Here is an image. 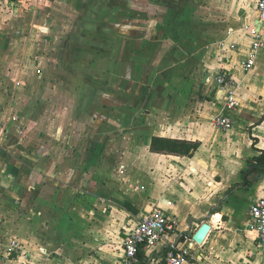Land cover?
Masks as SVG:
<instances>
[{
	"label": "crops",
	"instance_id": "1",
	"mask_svg": "<svg viewBox=\"0 0 264 264\" xmlns=\"http://www.w3.org/2000/svg\"><path fill=\"white\" fill-rule=\"evenodd\" d=\"M255 14L257 0H0V264H125L128 229L154 210L177 219L186 264H264L236 217L264 172L229 190L264 149V48L243 65ZM225 58L241 106L221 133ZM155 136L199 147L153 152ZM222 199L192 245L202 223L187 219Z\"/></svg>",
	"mask_w": 264,
	"mask_h": 264
},
{
	"label": "built area",
	"instance_id": "2",
	"mask_svg": "<svg viewBox=\"0 0 264 264\" xmlns=\"http://www.w3.org/2000/svg\"><path fill=\"white\" fill-rule=\"evenodd\" d=\"M257 11L258 20L244 27L250 39V49L243 64L246 71L254 67L264 48V31L260 28L264 23V0H257ZM227 60L220 62L215 74L221 108L214 116L212 124L221 133H228L234 128L235 114L241 106L239 97L241 82L227 67ZM19 84L18 82L17 85ZM248 215L246 230L254 234L257 247L253 256L264 257V196L251 204ZM178 230L177 219L164 210H154L143 215L135 227L128 229L123 240L124 263L139 264L142 260L140 253H143V257L148 260L161 259L165 264H186L189 261L191 249L188 245L180 247L179 242L175 240L173 236L177 235ZM162 241L167 244L164 249L160 246ZM17 246L18 242L13 240L8 250L11 251Z\"/></svg>",
	"mask_w": 264,
	"mask_h": 264
},
{
	"label": "trees",
	"instance_id": "3",
	"mask_svg": "<svg viewBox=\"0 0 264 264\" xmlns=\"http://www.w3.org/2000/svg\"><path fill=\"white\" fill-rule=\"evenodd\" d=\"M198 147V142L159 136L153 137L151 142V151L179 156H192ZM248 164L249 168L244 174L243 182L232 185L229 189L230 191L236 188H242L243 186H249L251 182L249 181L248 176L252 172H264V149H260L259 154L251 159ZM140 256L142 260H144L143 262L148 260L143 257V253H140Z\"/></svg>",
	"mask_w": 264,
	"mask_h": 264
},
{
	"label": "rangeland",
	"instance_id": "4",
	"mask_svg": "<svg viewBox=\"0 0 264 264\" xmlns=\"http://www.w3.org/2000/svg\"><path fill=\"white\" fill-rule=\"evenodd\" d=\"M246 2H248V1H246ZM25 5H27V2L25 1V3H24ZM249 19L251 20V22H255V21H257V19H258V16H257V14H255L254 16H251V17H249ZM261 28V30H263L264 31V23L262 24V26L260 27ZM264 50L261 52L262 53V55H264ZM261 53H260V55H261ZM227 58H225L224 60H222V61H225ZM222 61H220V62H222ZM258 62H260V60L258 61ZM259 64V63H258ZM262 65V64H261ZM252 72V71H251ZM250 72V73H251ZM249 73V74H250ZM235 126H237V124L235 123ZM234 126V127H235ZM235 176H236V178H238V173H235ZM241 180H243V178H241ZM228 191V190H227ZM227 191H226V193H227ZM220 196V195H219ZM223 196V195H222ZM255 199V197H253L252 198V200L250 201V203L249 202H247V201H245V199L244 198H240V203H238L237 204V206H236V211H237V215H236V217H237V219L238 220H240V222H242V224H243V226L245 227V225H246V222H248V220H249V217H248V213H247V210H246V208H248V206L253 202V200ZM215 206H218L217 205V202H216V205ZM216 209H221V208H216ZM215 209V210H216ZM218 211V210H217ZM235 217V218H236ZM190 234H188V238H189V240H190V243L192 242V239H193V235H192V233L191 232H189ZM16 241V240H15ZM18 242V241H17ZM11 243V242H10ZM184 245V244H183ZM192 245H193V242H192ZM7 247H9V246H7ZM5 249H6V247H4ZM7 252L8 253H10V251L8 250V248H7ZM2 255H3V253H2ZM190 257H192V255L190 254V256H189V258ZM189 258H188V260H189ZM189 262V261H188Z\"/></svg>",
	"mask_w": 264,
	"mask_h": 264
},
{
	"label": "water",
	"instance_id": "5",
	"mask_svg": "<svg viewBox=\"0 0 264 264\" xmlns=\"http://www.w3.org/2000/svg\"><path fill=\"white\" fill-rule=\"evenodd\" d=\"M222 202H223V199L220 200L219 202V205L217 207H213L212 209H210L209 211V214L204 217L203 219H195L193 217H189L187 219V223L189 225V229H192L193 227V223L194 222H201V227L197 230V232L193 235V241H195L196 243H200L204 240V237L207 235V233L209 232V230L211 229V224L209 223L213 213H214V210L216 208H221L222 206Z\"/></svg>",
	"mask_w": 264,
	"mask_h": 264
},
{
	"label": "bare ground",
	"instance_id": "6",
	"mask_svg": "<svg viewBox=\"0 0 264 264\" xmlns=\"http://www.w3.org/2000/svg\"><path fill=\"white\" fill-rule=\"evenodd\" d=\"M195 234V233H194ZM201 243H203V241L202 242H200L199 244H201Z\"/></svg>",
	"mask_w": 264,
	"mask_h": 264
}]
</instances>
